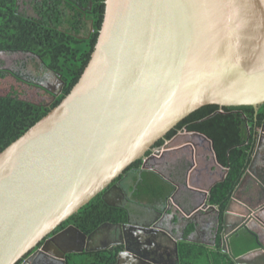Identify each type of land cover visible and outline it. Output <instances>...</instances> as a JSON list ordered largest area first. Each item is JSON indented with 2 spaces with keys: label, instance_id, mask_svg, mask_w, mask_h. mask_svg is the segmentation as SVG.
I'll return each mask as SVG.
<instances>
[{
  "label": "water",
  "instance_id": "95a60500",
  "mask_svg": "<svg viewBox=\"0 0 264 264\" xmlns=\"http://www.w3.org/2000/svg\"><path fill=\"white\" fill-rule=\"evenodd\" d=\"M56 78L57 91L41 86L54 97L64 86ZM263 104L264 0H105L97 42L78 82L0 153V264L20 263L109 192L137 160H143L140 173L151 169L147 153L160 140L170 144L167 134L195 111L217 105L258 112ZM254 162L252 157L223 217L221 251L233 264H264L259 240L263 253L257 256H235L230 244L242 229L258 239L254 225L264 228V187L248 190L246 200L236 195ZM258 178L264 183V169ZM235 199L245 207L233 215ZM229 217L236 221L228 225ZM105 227L116 228L114 240L90 249ZM214 227L220 229L219 217ZM137 230L173 242L174 264H181L177 239L157 221L142 227L107 221L89 234L69 225L22 264H81L76 257L101 251L115 253L114 264H157Z\"/></svg>",
  "mask_w": 264,
  "mask_h": 264
},
{
  "label": "trees",
  "instance_id": "16d2710c",
  "mask_svg": "<svg viewBox=\"0 0 264 264\" xmlns=\"http://www.w3.org/2000/svg\"><path fill=\"white\" fill-rule=\"evenodd\" d=\"M104 13L105 0H0V54L31 55L43 68L64 81L59 96L47 93L48 99L41 102L24 99L16 90L0 94V153L56 107L78 82L94 50ZM3 64H0V88L7 77L32 84ZM262 122L264 104L258 112L252 106L208 105L184 119L166 139H171L184 127L213 139L216 155L229 171L225 180L212 189L211 202L224 210L251 158L254 142H246V128H250L253 136L254 127ZM163 143L164 140H160L156 146ZM142 163V159L137 160L125 174L140 172ZM139 184L140 191L149 186L143 182ZM161 189V185H155L153 191ZM127 217L124 208L108 205L99 194L69 220L89 234L106 221L123 223ZM180 253L183 264H233L228 254L204 249L199 243L181 242ZM82 256L81 264L115 262V253L109 251Z\"/></svg>",
  "mask_w": 264,
  "mask_h": 264
},
{
  "label": "crops",
  "instance_id": "0c3cea01",
  "mask_svg": "<svg viewBox=\"0 0 264 264\" xmlns=\"http://www.w3.org/2000/svg\"><path fill=\"white\" fill-rule=\"evenodd\" d=\"M205 145L210 146V142L206 140ZM180 148H185V141L179 140L175 143L173 142L171 146L172 150H170L169 153H172L173 151H179L181 150ZM193 151L197 156L196 145L193 147ZM205 157L206 159L203 160V163L211 162L210 164L213 165L210 168L211 171L214 170L212 167H215L216 165L220 166L221 162L217 156L215 158L213 152H211L210 156L206 154ZM158 158L160 159V157ZM185 160L186 159L181 157V154L179 153L168 154V159L164 162H161V164L158 165L159 167L145 170L147 171L145 172V176L143 175V172L140 173L135 171H133V173L129 172L123 175V177L117 182V186L114 187L116 189L113 188L114 190L119 191H115L117 192L115 194H113L111 191L107 196L113 197L112 201L110 198V204H112V206L121 207L126 210L128 217L127 221L123 223L129 222L131 225L142 227L145 226V223H151L154 221L158 222L159 218L161 217L159 213L163 212L167 217L163 218L161 227L165 228L169 232H172L174 234L173 236L177 239L181 264H183V258L181 257L180 253L181 242L199 243L204 247V249H212L214 252H217L218 250L221 251L223 242V217L227 207L226 205L224 210H221L219 206L212 204L211 202V191L215 187L214 184L216 182L209 186L205 185L208 180L211 179V177L213 178L214 174H216V171H213V173H207L205 171L202 172L198 179H194V187L185 184L186 181L192 179L194 170L191 169H195L196 164L198 165V160L196 158L195 166L188 170L187 162ZM221 169H219L218 172H220ZM139 182H143L145 185H149L151 187H143L144 189L140 191ZM155 185H161V191H153ZM212 186L214 187L211 188ZM209 189L210 191L208 192ZM239 191L236 194L237 197L241 200L246 199V190L242 189ZM170 198H172L174 203L180 207L179 211H181L183 215H187L188 217L189 214H193L194 217L192 219L187 218L188 220L186 219V221H184L183 219H185V216H182V214H180L176 208L171 206L172 209H170L171 207L169 205H172L169 204ZM206 199L207 201H205ZM204 202L215 206L217 210L204 208ZM200 203L202 205H200V207L198 206V208L197 204ZM243 207H245L244 203L238 199H235L230 205V213L234 215L236 213L243 212ZM218 217L220 218V229H217L216 232L214 224L215 219ZM171 220L176 221L177 224L172 225ZM195 221H197V227L194 225ZM234 221H236L235 218L229 217L227 224L229 225L232 222L234 223ZM115 229L116 228L114 227L102 228L99 230V235H95L92 238L91 243L95 244V247L102 245V242L105 245L109 244L114 240L116 234ZM254 230L258 234V239H255L254 236L249 234L244 229L230 237L231 249L235 256H241L249 251H255L257 253L253 256L261 255L263 253V251L259 249L258 240L264 245V228L254 225ZM136 233L146 240L149 245L147 246L150 249V253L154 252V256H152L155 259L171 257L174 262L176 261L173 242H171L169 239L162 236L158 237L153 232L145 234L137 230ZM207 254L208 253H206L205 256H207Z\"/></svg>",
  "mask_w": 264,
  "mask_h": 264
},
{
  "label": "flooded vegetation",
  "instance_id": "af4514ba",
  "mask_svg": "<svg viewBox=\"0 0 264 264\" xmlns=\"http://www.w3.org/2000/svg\"><path fill=\"white\" fill-rule=\"evenodd\" d=\"M48 72H49L48 73V76L50 75V77H51L50 79H48V80L43 79L40 82H37V81L31 82L32 84L30 86H33V87L37 88L38 91L40 90V91H43L44 93H49V92L43 90V88H41V86H43L45 88H49L52 91H57L58 88H59V81L56 79V77L54 78V74L53 73H51L50 71H48ZM217 112H219V113L221 112L222 113L224 111L223 110H218ZM234 112L237 113V112H240V111L239 110H235ZM183 129L178 130V132L170 139V140H172V142L170 144L167 145V142L165 141L166 143L164 142L162 145L155 146L154 149H152V151L150 152V154L147 156V157H149L148 160H147L148 167H150L151 169L156 168V167H159L158 165H160L161 162H164V161H166L168 159V154H172V153L173 154H177V153H179V154H181V157H184L186 159L185 161L187 162V166H188L187 169L188 170L190 168H193L195 166L196 158L198 160V165L196 164V168L195 169H191V170H194L193 171L192 179L191 180L189 179L188 181L185 182V184H187L188 186L194 187L193 186V184H195L194 183V179L195 178L198 179L201 176L202 172H204V171L207 172V173L208 172L209 173L210 172L213 173V171H216V174H214L213 178L211 177V179H209L208 182L205 184L206 186L207 185L209 186L212 183L218 182V181L219 182L217 184L223 182L225 179L223 181H220V180L223 177L226 178V176H227L226 170L228 168L227 166H225L224 164H221L220 163V166L219 165H216L215 167H212V168H214V170L212 169L213 171H211L210 168H211V166H213V165L210 164L211 162L210 163L209 162L203 163V160L206 159V157H205L206 154L208 156H210L211 155V152H213L215 158L217 156L216 155V151H215V145H214L213 139L210 138L209 136H207L206 134L200 132V131L189 130L186 127V130H188V132H185V131H182ZM246 129L248 131V138L246 139V142H249V140H253L254 143H253V148H252V152H251V158H250V160H249V162L247 164V167H246L245 172L248 169V166H249V164L251 162L252 157H255V162H254V164L252 166V169H253L252 170L253 171L252 175L251 174L250 175L248 174L246 176V179L243 182V184L241 185V187H240L239 190L245 189L246 192L248 190H255L257 192H263L262 191L263 190L262 188L264 187V183L261 182L260 180H258L259 179L258 178V175L262 177V169H264V122H262L260 125H256L254 127V134H253V136L250 135V128L247 127ZM205 139L210 142V146H208V145L206 146L205 145V141H206ZM179 140L185 141V148L181 149L182 148L181 147L180 148L181 150H179V151H173L172 153H169V151L172 150L171 149V146H172L173 142L175 143L176 141H179ZM195 145L197 146V156L194 154V151H193V147H195ZM155 152H159V155L158 156H155ZM195 156H196V158H195ZM158 157H160V159ZM219 169H221L220 172H218ZM120 179L116 180L114 184L116 185L117 182ZM114 184L111 185V187L109 188L110 189L109 192H107L105 195H104V192L100 194L102 196V199L108 205H110V206H112V204H110V198H111V201H112V198L113 197H107V196L109 195V193L111 191H112L113 194L117 193L115 191H119V190H114V189H116L114 187H113L114 189L112 188V186ZM217 184H215V186ZM103 195H104V197H103ZM230 199H231V197L229 198V200L227 202V206L229 204ZM244 200H246V199H244ZM205 201H207V199ZM204 203H206V202H204ZM169 204H172V205H169V206L170 207L173 206L174 208H176L178 210V212L180 214H182V212L179 211L180 210V207H178L176 205V203H174V201H173L172 198L169 199ZM200 205H202V204L201 203L200 204H197V207L198 206L200 207ZM170 209H172V207ZM159 214H160L161 217L159 218V221L157 222V226H159L164 231H168L165 228L161 227V224L163 222V218L164 217H167V216L163 212L162 213L160 212ZM190 215L191 214H189V216ZM182 216H185V219H183L184 221H186L187 218L190 219L189 216L187 217V215H183L182 214ZM69 225L76 226L73 221L68 220L62 226L58 227L52 233V235L48 236L42 243H40L39 246H37L29 254H27L22 259V261L20 263H18V264H22L31 255L35 254L39 250V247L43 246V244L45 243L46 240H48L49 237H51V236L59 233L61 230H63L64 228H66ZM96 229H94L93 231H95ZM96 235H99V232ZM101 244L102 245H98L99 248L106 246L103 242ZM89 248L90 249H94V248H97V246L95 247V244L90 243ZM103 252H105V251H101V253H103ZM88 253H92V252H88ZM94 253H96V252H94ZM71 256L73 257L74 255H71ZM155 261L157 262V264H174V260L171 257L156 258Z\"/></svg>",
  "mask_w": 264,
  "mask_h": 264
},
{
  "label": "rangeland",
  "instance_id": "374dc122",
  "mask_svg": "<svg viewBox=\"0 0 264 264\" xmlns=\"http://www.w3.org/2000/svg\"><path fill=\"white\" fill-rule=\"evenodd\" d=\"M18 60V64L15 65L14 62ZM1 63H4L3 65L6 67H12L15 72L28 82H40L43 79L48 80L51 78L50 75L48 76V70L43 68L39 61L31 55L0 54V64ZM13 90L19 91L22 98L32 100L33 102H41L48 99L47 93L40 90L38 91L37 88L18 82L11 77H7V79L3 80L0 94H6ZM76 258L82 259V257Z\"/></svg>",
  "mask_w": 264,
  "mask_h": 264
}]
</instances>
